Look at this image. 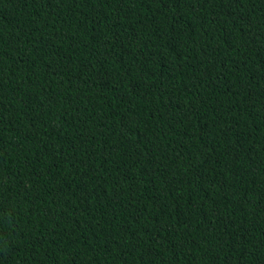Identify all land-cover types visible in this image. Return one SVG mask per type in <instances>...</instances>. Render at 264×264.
Segmentation results:
<instances>
[{
    "label": "trees",
    "instance_id": "obj_1",
    "mask_svg": "<svg viewBox=\"0 0 264 264\" xmlns=\"http://www.w3.org/2000/svg\"><path fill=\"white\" fill-rule=\"evenodd\" d=\"M0 264H264V0H0Z\"/></svg>",
    "mask_w": 264,
    "mask_h": 264
}]
</instances>
